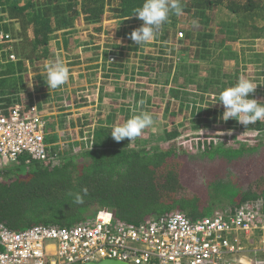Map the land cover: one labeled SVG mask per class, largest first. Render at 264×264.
<instances>
[{
  "label": "trees",
  "instance_id": "trees-1",
  "mask_svg": "<svg viewBox=\"0 0 264 264\" xmlns=\"http://www.w3.org/2000/svg\"><path fill=\"white\" fill-rule=\"evenodd\" d=\"M110 1L0 0L1 10L10 19L19 22V35L22 38L19 43L14 44L17 53L15 61L19 60H13L2 72L7 75L19 73L22 77L27 60L32 64L42 58L45 54L44 47L50 42L53 33L74 27L80 15L79 10L84 11L88 23L99 24L105 18V8L107 4L110 6ZM143 2L144 0H116V11L119 17H135V14L132 15L134 9L142 6ZM180 2L182 15H170L158 38L168 42L171 37L182 34V50L190 52L189 57L193 59L190 58L192 64L189 68L192 66L197 69L199 84L202 79L199 68L202 66L197 62L211 53V44L227 43V36L217 40L222 33L207 27L212 21V13L214 16L218 10H226L233 15L232 21L227 23L228 29L221 30L223 33L232 34L231 28L240 24L242 31L238 37L246 33L255 38L264 37V0ZM192 18L193 25L187 27L186 24ZM178 26L185 30L186 36L183 31L178 32ZM14 36L18 37V34L16 36L14 33ZM197 40L199 42L193 44ZM8 44L10 43L6 42L7 49L4 47L6 50L9 49ZM45 57L44 55L43 58ZM108 69L107 76L115 78L112 74L119 73L120 68ZM187 83L190 85L196 82L193 78H188ZM204 89L209 91L211 88ZM14 92L16 91L11 90L9 93ZM3 99L0 97L1 101ZM113 126L111 116L108 115L105 123L94 128L90 148L78 155L61 153L60 161L56 164L32 161L26 164L27 168L22 169L25 166L22 160L18 164L22 170L18 169L16 174L10 167L0 170V222L14 230H24L38 224L72 226L91 221L102 208L112 212L120 221L142 222L151 216L173 212L185 213L196 219L212 215L217 211L214 210L215 207L223 205L224 200L229 202L231 209L247 202L264 200V172L246 187L239 186L235 181V174L228 172L227 175L210 180L206 194H184L180 197L178 193L184 180L187 184L190 181L187 182V178L183 176V159L186 162L187 158L177 154L174 144L169 149H136L131 147L129 141H114L110 134ZM252 127L261 130L264 122L257 121ZM177 134L176 130L165 129V139L169 142L175 143ZM248 149L245 145L227 148L211 142L204 155L212 159L218 154L230 159L242 155ZM176 158L181 162H176ZM85 187L88 193L84 196V203L76 204L73 194L81 192ZM200 202L203 210L196 214ZM229 209L225 207L221 210L227 212Z\"/></svg>",
  "mask_w": 264,
  "mask_h": 264
},
{
  "label": "rangeland",
  "instance_id": "rangeland-1",
  "mask_svg": "<svg viewBox=\"0 0 264 264\" xmlns=\"http://www.w3.org/2000/svg\"><path fill=\"white\" fill-rule=\"evenodd\" d=\"M105 11L104 20L97 26L100 32H96L94 30L96 27H93V33H90L89 38L93 43L100 41V45L93 46L92 49L99 52L102 49V55H106L103 68L101 72L99 71L100 76L105 77L108 67L116 68L117 65L120 67L119 73L112 74L115 78L111 80L109 79L111 76L108 79H98L104 89L100 94L94 88L96 84H90L89 87L79 86L78 82L81 79L78 78L76 82L78 84L75 85L78 86L75 88L77 92L74 89L76 94L70 100L67 101L56 92L53 98H45L51 107L54 106L61 112L69 110L67 113L77 115L75 117L77 121L71 120L73 129L71 127L70 130L61 132V143L52 144V148L60 154L78 155L90 148L85 141L78 139L83 121L88 123L95 120L97 123L99 120V124L105 123L104 120H107L109 115L115 125L117 122L122 123L127 120L133 114L147 111L154 116V125L145 129L134 141L125 140L129 141L131 147L147 150L155 147L169 149L170 145L174 144L177 154L187 158L186 162L183 159L185 172L183 176L187 178V182L190 181L187 184L184 180L178 193L180 197L184 194L187 196L206 194L208 182L228 172L235 174V181L241 187L255 182L264 172V128L255 129L252 127L254 124L245 127L235 118L224 121L221 119L224 108L216 100L224 87L234 85L239 77L243 76L257 85L251 96L264 102V37L255 38L247 33L238 37L239 32L242 31L240 24L231 28L232 34L223 33L221 30L228 29L227 23L232 21L233 15L226 10H218L214 16L212 13V21L207 27L222 33L217 40L227 36V43L211 44V53L197 62L202 66L199 68L202 71L199 84L197 69L192 66L189 68L192 64L190 61L192 57H189L191 54L182 50L181 35L171 37L168 42L161 41L158 36L162 34V26L150 42L138 47L131 41L129 34L143 22L136 17H119L116 0H111L110 6L108 7L107 4ZM79 14L78 20L81 17L85 20L84 11L79 10ZM193 22L192 18L186 26H192ZM178 28V32L183 31V35L186 36L185 30L180 29L179 26ZM78 30L71 31L73 36L78 35ZM196 42L199 40L194 41L193 44ZM85 50L84 46H81L80 53ZM92 54L95 55L94 52ZM109 55L114 61L108 59ZM69 56L73 60L70 54ZM55 59L61 58L55 57ZM74 65L76 68L79 66V64ZM87 68H91L90 65ZM91 72L96 73L93 70ZM69 76H72V71H69ZM89 78H93L92 81L95 83L98 77L89 74ZM188 78H193L197 84L187 85ZM111 82L116 83V86L111 85ZM117 87L119 93L116 95ZM207 87L211 89L209 91L204 89ZM67 98H70L69 95ZM40 105L43 107L42 101ZM76 108L79 110L73 111ZM61 116L62 123L65 124L67 122L65 114ZM165 129L176 130L178 134L174 139L175 143L165 139ZM73 133L75 137L71 136ZM211 142L227 148H240L245 145L249 149L238 157L228 159L217 154L210 159L204 155V152L210 147ZM175 161L179 160L176 158ZM18 164L12 163L9 166L15 174L19 172L18 169L28 166L25 164L20 168ZM222 203L223 205L216 206L214 210L218 212L225 207H232L227 200ZM200 206H202L201 202L196 214L203 210Z\"/></svg>",
  "mask_w": 264,
  "mask_h": 264
},
{
  "label": "built area",
  "instance_id": "built-area-1",
  "mask_svg": "<svg viewBox=\"0 0 264 264\" xmlns=\"http://www.w3.org/2000/svg\"><path fill=\"white\" fill-rule=\"evenodd\" d=\"M6 42L11 35L0 29V43ZM9 58L17 59L14 53ZM50 134L37 102L7 107L0 100V170L22 160L58 163L60 153L52 148ZM82 139L91 144L92 134ZM105 259L130 264H264V200L196 219L173 212L142 222L120 221L102 208L91 221L72 226L38 224L14 230L0 222V264Z\"/></svg>",
  "mask_w": 264,
  "mask_h": 264
},
{
  "label": "crops",
  "instance_id": "crops-1",
  "mask_svg": "<svg viewBox=\"0 0 264 264\" xmlns=\"http://www.w3.org/2000/svg\"><path fill=\"white\" fill-rule=\"evenodd\" d=\"M21 4L22 3H20V5ZM80 20L77 19L75 21L74 27L55 31L48 45L44 47V55L46 57L43 58V55L42 58L38 59L37 61H35V63L32 64L27 60V64L25 67L26 70L21 73L23 74L22 77L19 76V73L7 75L2 71L6 70L9 67V63L13 62V60H10L9 54L14 53L17 56L14 44L17 42L19 43L22 39L19 35V33L21 32V26L18 21H16L15 19H10L7 13L3 12L0 8V29L5 33L10 34L11 38L13 37L14 33L16 34V36L18 34V37H13L12 43L9 42L10 44H8V50H4V46L6 44L0 43V97L2 99L4 98L3 100L7 104V107L19 102H23L27 105H30L33 102H37L40 108L43 110V113L46 115L47 121L49 123V129L52 133L49 135V139L52 144L61 143V132L70 130L71 127L73 129L74 125L71 124V120L74 119V121H77V119L75 118L77 115L75 113L72 115L67 113V111L69 110L61 112L60 110L54 108V106L51 107L50 103L45 98H53L56 92L58 93V95L65 97L68 101L76 94L74 93V89L78 87L75 86L78 83L79 86L86 87L87 85L89 87L90 84H96L94 88L100 94V92L104 89H102V86H100L101 84L100 81L98 82V79L102 80L109 78L107 75H104L106 78H102L100 76L101 69L103 68V63L106 61V55H102V49H100L101 52H99V50L95 51L92 49L93 46L100 45V41L93 43L89 38L93 27H96L94 28L96 32L98 31V24L88 23L87 21L83 20V17H81ZM77 29H79L78 35L73 36V33H71V31L75 32ZM81 46H84V48L86 49L85 52L80 53ZM77 51H79L80 54ZM41 52L42 50H40V53ZM92 52H94L95 55H93ZM69 54L71 55L73 60L70 58ZM54 56L63 60L69 71H72V76H69V79L64 85L56 89H49L42 74L44 72L45 64L52 63L56 60ZM74 64H79V66H77L76 68V65ZM88 65H90L91 68H87ZM116 67H118V69L120 68L119 65H117ZM86 69H88V71ZM91 70L96 71V73L91 72ZM89 74L98 77L95 79V83L92 81L93 78H89ZM77 75L80 76L77 77ZM78 78L81 79V81L76 83ZM112 78L113 77L111 76L109 79L111 80ZM6 79L8 80L6 81ZM110 84L116 86V83L111 82ZM11 90H15L16 92L9 93ZM118 91L119 88L117 87L116 95L119 93ZM75 92H77V90ZM65 93L67 96H65ZM110 94L114 93L110 92ZM68 95L70 98H67ZM41 101L43 103V107H41L40 105ZM76 110H79V108L73 109V111ZM62 114H65V117L67 119V122L65 124L62 123ZM71 116H73L74 118H71ZM104 121L106 122V120ZM98 124L99 120L97 121V123L95 122V120L88 123H84L83 121L80 126L81 130L78 139L80 138L81 141H84V139L82 138L88 137ZM112 124H114V122H112ZM81 132L83 133V135ZM74 134L75 133H73L71 136L75 137L76 135Z\"/></svg>",
  "mask_w": 264,
  "mask_h": 264
},
{
  "label": "clouds",
  "instance_id": "clouds-1",
  "mask_svg": "<svg viewBox=\"0 0 264 264\" xmlns=\"http://www.w3.org/2000/svg\"><path fill=\"white\" fill-rule=\"evenodd\" d=\"M182 12L180 0H144L142 6L134 9L132 13L143 23L129 34L131 41L138 47L147 44L169 19L170 15L180 16ZM110 57L109 55V60ZM42 75L48 88L56 89L64 85L69 79V69L61 59H56L52 63L45 64ZM256 87V84L243 76L239 77L234 85L224 87L216 100L224 108L221 119L227 121L230 118H235L238 123L245 127L255 124L257 121L264 122V102L251 96ZM154 122V116L144 111L131 115L122 123L115 124L111 128L110 134L117 143L125 139L132 142L140 137L145 129L152 127ZM88 146L90 147L91 144L88 143ZM87 193L86 187L81 192L74 193V202L83 204L84 196Z\"/></svg>",
  "mask_w": 264,
  "mask_h": 264
},
{
  "label": "water",
  "instance_id": "water-1",
  "mask_svg": "<svg viewBox=\"0 0 264 264\" xmlns=\"http://www.w3.org/2000/svg\"><path fill=\"white\" fill-rule=\"evenodd\" d=\"M80 264H130L127 262L114 260V259H105L99 262H86V263H80Z\"/></svg>",
  "mask_w": 264,
  "mask_h": 264
}]
</instances>
